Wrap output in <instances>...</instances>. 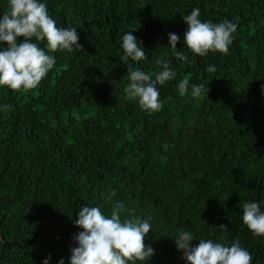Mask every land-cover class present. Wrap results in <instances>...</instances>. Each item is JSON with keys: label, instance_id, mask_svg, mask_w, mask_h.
Here are the masks:
<instances>
[{"label": "trees", "instance_id": "obj_1", "mask_svg": "<svg viewBox=\"0 0 264 264\" xmlns=\"http://www.w3.org/2000/svg\"><path fill=\"white\" fill-rule=\"evenodd\" d=\"M40 2L58 27L77 28L83 47L49 52L33 38L54 68L34 89L0 86V264L49 256V264H70L80 206L110 215L115 202L152 226L145 243L154 254L135 264H188L175 242L182 229L194 246L239 240L252 264H264V236L242 220L244 203L264 211V0ZM194 8L202 21L238 25L227 55L201 57L184 44L183 15ZM8 10L0 0V18ZM138 25L132 34L147 59L127 63L155 73L161 59L177 73L158 86L163 107L154 113L124 92L122 37ZM170 33L188 61L173 55ZM192 84L207 85L208 95L192 97Z\"/></svg>", "mask_w": 264, "mask_h": 264}, {"label": "clouds", "instance_id": "obj_2", "mask_svg": "<svg viewBox=\"0 0 264 264\" xmlns=\"http://www.w3.org/2000/svg\"><path fill=\"white\" fill-rule=\"evenodd\" d=\"M200 16L199 8L183 15L187 24L184 44L201 57L209 51L227 55L238 25L227 19L219 23L202 21ZM138 28L139 25L133 26L122 37L124 54L121 59L127 64L130 81L124 92L129 100L138 101L143 110L154 113L163 107L158 86L173 80L177 73L169 61L161 59L156 61L159 70L155 73L127 63L129 60L139 62L147 59L144 48L140 47L142 41L132 34ZM19 37L23 38L22 42H18ZM169 37L175 58L188 61L189 57L184 52L176 51L180 37L175 33H170ZM33 38L35 41L46 40L49 52H77L83 47L79 43L77 28L58 27L45 3L40 0H9V10L0 18V42L7 43L0 50V86L17 92L28 91L36 88L54 68L56 58L47 54ZM207 71L211 73L216 69L209 66ZM261 88L264 91V85ZM205 89L208 95L207 85L192 84L191 96L198 98ZM178 91L181 97L188 93L189 78L179 82ZM111 195L114 196L115 192ZM242 220L254 235L264 236V211L260 203H244ZM74 223L83 231L73 237L77 246L71 248L70 264H135L136 261H150L154 254V249L145 243V237L152 230L151 224L147 219L142 220L132 214L122 202L113 204L110 215L98 206L82 205ZM219 228L227 229V226L220 225ZM194 240V235L183 229L175 237L177 248L183 252L182 258L188 264H252V254L241 246L239 240L230 246L211 239H199L194 246ZM50 259V256L46 258L44 264H49ZM59 264H64V260L61 259Z\"/></svg>", "mask_w": 264, "mask_h": 264}]
</instances>
